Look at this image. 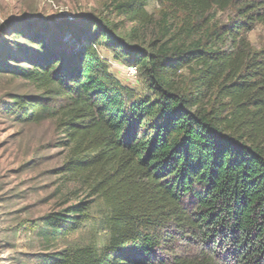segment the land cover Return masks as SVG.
<instances>
[{
    "label": "trees",
    "instance_id": "trees-1",
    "mask_svg": "<svg viewBox=\"0 0 264 264\" xmlns=\"http://www.w3.org/2000/svg\"><path fill=\"white\" fill-rule=\"evenodd\" d=\"M149 1L118 8L147 27ZM155 1L165 34L148 46L88 20L61 23L74 44L48 39V26L27 36L34 49L17 46L28 66L0 57V70L38 91L14 95L8 112L57 119L69 148L59 173L86 192L46 217L44 238L91 222L106 234L42 264H264V34L249 38L264 28V0ZM100 48L137 67L141 91Z\"/></svg>",
    "mask_w": 264,
    "mask_h": 264
},
{
    "label": "rangeland",
    "instance_id": "rangeland-1",
    "mask_svg": "<svg viewBox=\"0 0 264 264\" xmlns=\"http://www.w3.org/2000/svg\"><path fill=\"white\" fill-rule=\"evenodd\" d=\"M122 2L0 0L2 62L28 66L26 56L35 46L29 45L27 36L41 26H48V39L60 38L74 44L71 33L60 29L62 22L82 29L88 20H92L106 24L121 39L146 46L164 36L165 24L161 18L167 9L162 4L155 0L148 2L147 10L153 14L154 23L146 27L122 14L118 8ZM219 18L226 21V14L220 13ZM263 34L264 28L258 25L249 38L258 45ZM17 45L28 51L21 54ZM100 51L110 61L111 70L118 79L141 91L138 70L133 76L129 65L115 60L109 49L100 48ZM36 94L38 91L29 81L0 70V264H42L48 253L73 245L102 244L106 238L94 222L85 224L67 237L49 242L44 238L46 217L55 212L67 213L78 200L86 199V192L59 173L69 156V148L63 144L64 135L57 119L27 122L8 112L7 107L12 104L14 95ZM99 206L100 202L93 204L94 215L98 214Z\"/></svg>",
    "mask_w": 264,
    "mask_h": 264
},
{
    "label": "built area",
    "instance_id": "built-area-1",
    "mask_svg": "<svg viewBox=\"0 0 264 264\" xmlns=\"http://www.w3.org/2000/svg\"><path fill=\"white\" fill-rule=\"evenodd\" d=\"M128 69H129V72H130L131 75H133V76L136 75V73H137V67H135V66H129Z\"/></svg>",
    "mask_w": 264,
    "mask_h": 264
}]
</instances>
